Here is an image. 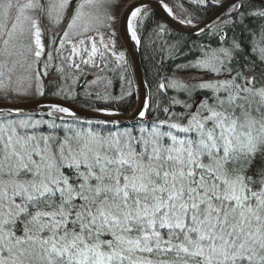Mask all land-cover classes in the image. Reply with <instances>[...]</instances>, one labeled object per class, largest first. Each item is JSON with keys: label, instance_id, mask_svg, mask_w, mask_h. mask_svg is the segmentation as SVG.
I'll list each match as a JSON object with an SVG mask.
<instances>
[{"label": "snow or ice", "instance_id": "1", "mask_svg": "<svg viewBox=\"0 0 264 264\" xmlns=\"http://www.w3.org/2000/svg\"><path fill=\"white\" fill-rule=\"evenodd\" d=\"M114 4L79 0L72 8L59 41L60 49L66 41L71 45L69 66L79 69L74 57L85 45L80 37L90 31L96 35L87 36L90 55L83 63H94L98 53L104 57L97 37L105 52L126 63L115 41L106 43L100 32L112 29ZM70 5L72 0H0V88L6 95L26 94L4 85L18 71L17 83L31 73L40 79V19L59 22ZM233 7L225 25L259 36L251 53L264 65V23L246 26L264 22V6L240 0ZM146 17L135 5L125 14L137 45ZM217 35L227 46L176 69L225 78L161 77L156 88L167 105L156 108L163 119L148 121L145 106L139 125L104 132L55 104L49 119L0 112V264H264V72L237 68L234 61L250 52L235 35L230 41L222 29ZM47 69L45 63L44 76ZM58 88L57 94L73 97L71 85ZM170 90L185 98L168 97ZM198 92L208 94L196 99Z\"/></svg>", "mask_w": 264, "mask_h": 264}, {"label": "trees", "instance_id": "2", "mask_svg": "<svg viewBox=\"0 0 264 264\" xmlns=\"http://www.w3.org/2000/svg\"><path fill=\"white\" fill-rule=\"evenodd\" d=\"M172 5L178 2L182 8L189 11V18L191 22L200 21L205 18L217 4L221 1L208 0L205 4H200L196 0H186V1H169ZM257 7L264 6L256 2ZM147 12V17L142 22V25L138 27V35L140 36L141 43L140 52L142 58V66L144 71V76L148 86V116L147 120L151 121L157 116L161 119L164 118V113L157 111L156 105L159 103L161 107L167 105V101L164 99L161 93L157 92L156 85L161 77H172L176 76L177 72L181 73H192L198 70H188L179 71L176 69L177 64H189L195 62L197 59L202 58L204 51H209L210 49H217L220 46H227V44L220 39L217 33L222 29L224 33L229 38V41L233 35L243 42L246 51L250 52V55L244 59L237 58L234 61L235 66L240 68L244 65L243 71L248 74L251 71L253 74L259 75L264 72V65L259 62V57L256 53H251V47L253 41H259V36L250 35L247 32L241 33L240 28L232 29L231 25H225V21L230 20L234 17V8L231 9L226 16L213 28L208 31L197 35L191 36L178 32L165 23H163L153 12L152 9L145 7L142 8ZM175 9V8H174ZM181 17H184L180 11L176 10ZM179 16V17H180ZM261 23L259 20H250L246 22V26L250 28H257ZM162 25L164 31L161 32L157 27ZM176 46V47H174ZM107 61L110 62L108 57ZM126 63H118L114 60L108 62L109 64L102 68V75L107 76L108 80L111 82L107 87V90H103L101 93H92L83 87V75L78 72H68L60 75V73H55V78L51 82L45 84L43 95H56L65 98L63 94H57L60 87H64L67 91V85L72 86L73 97L65 98L78 105L88 107V108H100L115 111H126L130 109L135 101V95L133 91V75L129 67L127 59ZM248 61V63H245ZM255 61V65L251 63ZM109 66V67H108ZM57 74V75H56ZM79 75V76H78ZM78 76V77H77ZM219 79H224L225 76H216ZM75 79L76 83L72 84V80ZM82 79V80H81ZM110 87V88H109ZM110 93V96H106ZM99 96L105 95V99L98 98ZM208 93H195V98L199 99L201 95H207ZM168 97L177 96L179 99H184L183 94H178L175 91H168ZM0 99H6L0 96ZM175 111H181L179 106H176ZM22 115H35L37 118L43 117L44 119H49L44 113H30ZM66 122H71L72 119L66 118ZM82 121V120H81ZM58 123L60 121H57ZM84 126H91L95 130L100 131H116L117 128L125 129L132 128L133 125H118L114 123L100 122V121H82ZM90 122V125L89 123ZM141 122L134 125H139Z\"/></svg>", "mask_w": 264, "mask_h": 264}, {"label": "rangeland", "instance_id": "3", "mask_svg": "<svg viewBox=\"0 0 264 264\" xmlns=\"http://www.w3.org/2000/svg\"><path fill=\"white\" fill-rule=\"evenodd\" d=\"M129 0H115L114 8L110 9V11H113L116 17L118 18L119 12L121 8L123 7L124 3H126ZM165 3L172 9V11L175 13V15L184 21L185 23L188 24H194L195 22H191L189 18V11L185 10L184 8L181 7V5L176 2L173 3L172 5L170 4L169 1H186V0H164ZM191 1V0H190ZM197 1V0H196ZM213 1H221V0H213ZM79 2V0H72V5H70L68 13L63 15L59 22H55L53 20H50L47 15L43 16L40 19V27L42 30V43L44 45V54L40 58V63H39V68L41 70V76L40 79L37 80L36 76L34 73L31 74H26L30 75V79H25L22 83H17V78L20 76V72L18 71L14 76H13V82L11 85L8 84L7 79H4V85L8 86L10 88H17L19 87L21 91L26 92V94L22 95H17L15 93H9L5 94L3 89L0 88V96L5 97L7 100H26V99H33L40 97L42 95L38 94V90L42 87L44 91V86L47 83L51 82L55 78V73L58 71L59 68L63 67L64 68V73L68 72H78L83 75V87L86 88L87 91L92 92V93H101L103 90H107V87L110 85L109 80L107 76L102 75V68H104L106 65H108L110 62L113 60L118 63L119 62L115 59L114 56L111 55V52H105L103 49V46L99 44V40L97 37V47L100 52H104V57L101 58L99 53L97 56L93 57L94 63H88L85 64L82 61L87 60L90 55V48L91 44L90 41H88L87 36H95L96 32L95 31H90L87 33L85 36H82L80 38L85 39V45L81 47V51L79 55H76L74 57V60L76 63L80 65L79 69L75 67H71L68 64L67 57L69 56L71 52V45L65 42V47L63 49L59 48V41L63 37V32L67 30V24L70 19V13L72 11V8ZM180 11V13L183 14L184 17H181L178 13H176L175 9ZM233 9V8H232ZM86 11H97L96 9H86ZM99 14L101 15L102 19H105L103 16V9L99 10ZM13 15H15V12L13 11ZM180 16V17H179ZM190 21V23H189ZM116 24H117V19L115 23L113 24L112 29H107V28H100V32L103 33L105 37V42L108 43L110 40L115 41V51L118 53L123 52L125 54V60L127 59L126 56V51L124 47L121 45L115 29H116ZM76 31V30H74ZM114 32L115 35H111V33ZM70 39H72L74 42L77 40V37H75L73 34L70 33ZM55 41L56 43H52ZM78 47H80L78 45ZM88 49L85 51L84 49ZM51 53L53 59L51 61H48V54ZM110 59V62L107 61V59ZM109 62V63H108ZM48 64V75L44 76L43 75V68L44 64ZM109 67V66H108ZM56 74V75H57ZM61 75V73H60ZM201 75L203 76V79L209 80V79H219V77L214 76L212 73H203L202 70H198L192 73H181L177 72L176 76L182 77L185 81L192 80L195 82L198 80ZM79 76V75H78ZM77 76V77H78ZM82 80V79H81ZM220 80V79H219ZM222 80V79H221ZM134 82V80H133ZM110 88V87H109ZM107 94L106 96H110V93H105ZM105 97V95H103ZM115 111V110H114Z\"/></svg>", "mask_w": 264, "mask_h": 264}, {"label": "water", "instance_id": "4", "mask_svg": "<svg viewBox=\"0 0 264 264\" xmlns=\"http://www.w3.org/2000/svg\"><path fill=\"white\" fill-rule=\"evenodd\" d=\"M256 2L264 5V0H256ZM239 3L240 0L221 1L206 18L194 24H188L184 21L182 23V20L179 19L173 11L169 14L164 7V5H167L164 0H129L124 3L117 18L115 32L126 51L136 85L135 103L133 107L127 111L120 112L105 109H89L60 97L40 96L26 100H0V112L5 114L9 112L13 114L17 112L20 114L47 113L50 110L49 106L55 104L68 107L71 111L76 112L80 120L107 121L122 125H130L142 121L139 116V111L143 110L145 106L148 107L147 84L141 63L140 47L130 38V33L127 30L125 14L128 8L133 5L142 8L148 7L152 9L168 27L186 35L197 36L216 26L222 20L223 16L234 8L233 5H239Z\"/></svg>", "mask_w": 264, "mask_h": 264}, {"label": "bare ground", "instance_id": "5", "mask_svg": "<svg viewBox=\"0 0 264 264\" xmlns=\"http://www.w3.org/2000/svg\"><path fill=\"white\" fill-rule=\"evenodd\" d=\"M221 1H224V0H221ZM217 5H218V4H217ZM217 5H216V6H217ZM216 6H215V7H216ZM213 10H214V9H213ZM213 10H212V11H213ZM212 11H211V12H212ZM153 12H154V11H153ZM211 12H210V13H211ZM154 13H155V12H154ZM210 13H209V14H210ZM227 13H228V12H227ZM227 13H226V14H227ZM155 14H156V13H155ZM209 14H208V15H209ZM226 14L223 16V18L226 16ZM228 14H229V13H228ZM208 15H207V16H208ZM156 16L158 17L157 14H156ZM207 16H206V17H207ZM206 17H205V18H206ZM158 18H159V17H158ZM223 18H222V19H223ZM159 19H160V18H159ZM203 19H204V18H203ZM203 19H202V20H203ZM160 20H161V19H160ZM202 20H200V21H202ZM161 21H162V20H161ZM200 21H196L195 23H198V22H200ZM162 22H163V21H162ZM163 23H164V22H163ZM139 47H140V46H139ZM126 56H127V54H126ZM140 57H141V52H140ZM127 62H128L129 67H130V69H131V66H130V63H129L128 57H127ZM141 63H142V58H141ZM142 67H143V66H142ZM131 71H132V70H131ZM143 72H144V71H143ZM144 77H145V76H144ZM145 80H146V79H145ZM146 84H147V82H146ZM133 91H134V95H135V99H136V85H135V82H134V84H133ZM42 96H55V97H59V96H56V95H42ZM147 97H148V86H147ZM60 98H62V97H60ZM63 99H65V98H63ZM0 100H7V99H0ZM67 100H68V99H67ZM69 101H70V100H69ZM71 102H72V101H71ZM72 103H74V102H72ZM134 103H135V101H134ZM74 104H76V103H74ZM76 105H78V104H76ZM133 105H134V104H133ZM79 106H81V105H79ZM81 107H84V106H81ZM132 107H133V106H132ZM132 107H131V108H132ZM85 108H88V107H85ZM89 109H97V108H89ZM126 111H127V110H126ZM90 121H92V120H90ZM139 122H142V121H139ZM139 122H136V123H139ZM136 123H134V124H136ZM134 124H130V125H134Z\"/></svg>", "mask_w": 264, "mask_h": 264}]
</instances>
